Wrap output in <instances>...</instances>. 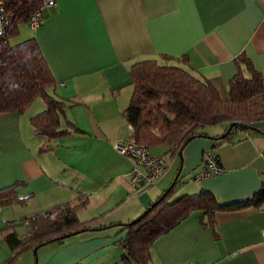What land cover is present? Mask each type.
<instances>
[{"label": "crops", "instance_id": "crops-1", "mask_svg": "<svg viewBox=\"0 0 264 264\" xmlns=\"http://www.w3.org/2000/svg\"><path fill=\"white\" fill-rule=\"evenodd\" d=\"M41 9L39 26L32 30L19 24L9 43L34 39L55 82L50 94L63 101L62 117L80 132L52 140V149L39 152L45 137L32 132L28 118L43 110L41 100L21 114L0 113V187L16 183L14 194L27 196L24 206L0 205V229L14 224L22 236L28 216L77 197L83 201L75 214L80 221L113 225L39 245L10 263L11 252L0 242V264H120L125 235L120 224L138 217L171 184L177 167L174 155L158 145L150 153L168 165L152 186L138 189L120 177L132 164L112 148L127 135L121 112L131 95L129 65L154 58L180 65L206 78L224 97L234 57L242 51L264 87V0H55ZM166 55L170 59L162 58ZM252 126L227 135L229 141L213 138L226 128L219 126L202 129L206 137L188 141L168 200L206 191L230 203L256 192L264 182V120ZM207 150L221 170L195 179ZM210 217L199 210L185 215L154 239L150 262L264 264V207L246 205Z\"/></svg>", "mask_w": 264, "mask_h": 264}, {"label": "trees", "instance_id": "trees-1", "mask_svg": "<svg viewBox=\"0 0 264 264\" xmlns=\"http://www.w3.org/2000/svg\"><path fill=\"white\" fill-rule=\"evenodd\" d=\"M40 7L39 0H4V10L11 13L8 27L0 33V113L21 114L39 97L43 110L28 118L32 132L45 137L39 152L52 149L49 143L80 132L76 126L63 118V101L47 94L54 86L53 77L46 61L32 37L11 45L9 40L17 36L18 25L25 24L29 14ZM164 60L170 59L167 55ZM186 63L185 57H180ZM235 72L227 82L223 97L219 90L206 78H199L179 66L159 64L156 59H142L129 66L132 84L128 104L121 116L133 128L135 140L146 144L148 149L166 146V153L181 156L184 145L194 137H206L199 132L206 124L224 122V131L213 138L220 142L239 131L255 129L252 124L264 120V87L262 77L251 62L240 51L234 57ZM63 122V125H62ZM233 124H232V123ZM179 175L171 184L140 212L133 220L120 224L125 230L121 245L123 255L120 264H152L150 246L157 236L172 228L192 211H202L209 217L216 211L247 206L264 207V182L252 195L240 201L219 202L210 192L200 191L194 195L183 194L170 199L176 189ZM16 183L1 188L0 205L18 203L24 205L27 196L14 194ZM80 197L71 203L50 207L26 218L28 235L21 237L6 224L0 229V242L7 245L11 254L10 263L19 253L33 250L50 241L60 242L63 238L82 231L100 230L113 224L93 226L94 219L80 221L75 216L83 204ZM29 217H33L31 219ZM212 219L207 223H211Z\"/></svg>", "mask_w": 264, "mask_h": 264}, {"label": "built area", "instance_id": "built-area-1", "mask_svg": "<svg viewBox=\"0 0 264 264\" xmlns=\"http://www.w3.org/2000/svg\"><path fill=\"white\" fill-rule=\"evenodd\" d=\"M40 7L35 10L33 13L29 14L28 19L26 20V25L28 28L35 30L41 23L42 15L41 8H48L54 6L55 0H39ZM4 8V0H0V33L5 31V28L9 25V20L11 13H8ZM62 83H60L61 85ZM239 124L236 122L232 127V131H239L235 126ZM130 124H126L127 135L121 140L120 143H114L112 148L115 153L123 155L129 158L132 161L131 167L122 172L121 176L127 181L130 185L136 186L138 189L146 188L147 186H152L159 178V174H162L168 163L160 156L154 155L148 152L146 144L140 143L135 140L133 128ZM221 170V165L216 161V158L212 152L209 150L205 151L202 154V161L199 166L198 171L194 174V178L202 179L208 177V175L218 174ZM34 219L33 217H29ZM261 238L264 241V228L260 231ZM28 235L26 232L21 236L25 237ZM190 264V263H185Z\"/></svg>", "mask_w": 264, "mask_h": 264}, {"label": "rangeland", "instance_id": "rangeland-1", "mask_svg": "<svg viewBox=\"0 0 264 264\" xmlns=\"http://www.w3.org/2000/svg\"><path fill=\"white\" fill-rule=\"evenodd\" d=\"M46 92H47V94H50V92H51V89L49 88V90L47 89L46 90ZM40 101V98L39 97H34V99H33V102H32V105L35 103V101ZM41 102V101H40ZM26 111H29V110H26ZM219 126V127H218ZM227 126V124H225L224 122H218V123H215V124H209V125H205L203 128H201V129H199V132H202V129L203 130H206L207 129V127H214V129H216V127H218V129L219 128H221V130L223 129V128H225ZM192 140V139H191ZM182 149H183V147H182ZM148 152H157V150L156 149H149L148 150ZM181 156H182V150H181ZM174 157H175V159H176V163H177V167L174 169V171H173V174H171V179H172V177H174V174H176V171H177V168H178V162H179V155H177V154H174ZM170 179V180H171ZM178 179H179V177H178ZM176 187V186H175ZM174 191H175V189H174ZM174 193V192H173ZM177 198V197H176ZM174 199V198H173ZM172 200V199H171ZM170 200V201H171ZM22 206H24V205H22Z\"/></svg>", "mask_w": 264, "mask_h": 264}, {"label": "water", "instance_id": "water-1", "mask_svg": "<svg viewBox=\"0 0 264 264\" xmlns=\"http://www.w3.org/2000/svg\"><path fill=\"white\" fill-rule=\"evenodd\" d=\"M231 123H232V122H231ZM234 123H236V122H234ZM232 124H233V123H232ZM180 162H181V156L179 157V162H178V163H179V168H178V170H177V173H178V172H179V170H180V166H181V163H180ZM177 173H176V174H177ZM176 174H175V177H174V178H176V177H177V175H176ZM33 250H34V249H33Z\"/></svg>", "mask_w": 264, "mask_h": 264}]
</instances>
